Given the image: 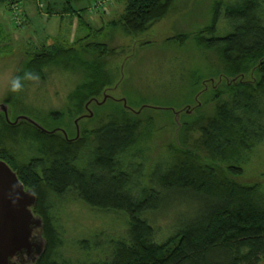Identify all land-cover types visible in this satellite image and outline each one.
<instances>
[{
    "label": "trees",
    "instance_id": "1",
    "mask_svg": "<svg viewBox=\"0 0 264 264\" xmlns=\"http://www.w3.org/2000/svg\"><path fill=\"white\" fill-rule=\"evenodd\" d=\"M2 1L11 9L23 0ZM78 1L64 0L65 11L78 14L80 25L87 24L73 7ZM173 3L174 0H126L121 17L110 23L129 34L143 33L167 15ZM219 12L218 9L207 29L210 36H200V42L218 49L221 63L233 73L246 76L254 65L258 73L254 84L243 80L232 85L233 89L238 88L234 104L223 103L214 117L199 124L203 147L213 158L226 163V168L165 158L152 165L148 182L142 184L147 173L141 167L144 163L134 154L138 123L127 116L128 110H141L126 106L123 110L113 108L115 113L106 118H97L83 139L76 138L77 135L70 137L64 127L46 128L39 122L50 131L47 132L25 120L12 124L0 112V143L4 149L0 159L36 193L33 211L44 223L47 246L35 264H72L60 259V253L54 249L53 240H59V232L48 210L52 195L62 198L70 194L96 209L127 215L124 237L109 244L105 258L88 264L264 263V191L258 184L235 180L243 173L246 151L264 138V0H244L227 7L230 27L223 34H218ZM1 34L0 28V40ZM82 39L76 37L74 45ZM78 52L75 46L45 44L25 64L28 70L42 74L50 64L73 59L77 62ZM81 62L87 68L84 83L76 86L68 98L77 100L75 107L83 119L89 98H97L107 90L111 75L100 59ZM20 74L17 72L14 77ZM185 126L192 128L193 124ZM28 138L34 143L33 155L30 150L22 151L21 141ZM86 145L93 149L84 160ZM21 152L30 156L25 159ZM177 196L196 201L192 214L179 217L182 210L178 214L163 213L170 203L173 207L172 199ZM186 202L177 205L184 208ZM167 216L173 217V221L163 228L159 223Z\"/></svg>",
    "mask_w": 264,
    "mask_h": 264
},
{
    "label": "rangeland",
    "instance_id": "2",
    "mask_svg": "<svg viewBox=\"0 0 264 264\" xmlns=\"http://www.w3.org/2000/svg\"><path fill=\"white\" fill-rule=\"evenodd\" d=\"M125 1L75 2L76 9L90 4L95 11L91 14L90 7L82 13L87 24L81 26L77 15L74 18L76 25H73V15L63 9L66 6L64 0H23L16 10L23 19L22 24L17 23L15 10L0 2V104L11 105L12 118L26 115L46 128L64 127L70 137H74L77 135L75 121L81 115L75 107L77 100L68 97L76 86L84 83L87 72L79 60L100 59L104 70L111 75V85L104 90L110 98L101 104L96 100L103 101L104 92L97 98H89L88 109L82 112L86 116L78 121L82 139L97 118L101 120L114 114L113 108L123 110L125 100L133 110H141H128L130 114L127 116L138 123L134 154L144 163L141 167L147 173L142 184L148 182L152 165L165 158L226 168V163L213 158L203 147L199 124L214 117L218 106L223 103L234 104L238 88L233 89L232 85L243 80L254 84L258 73L256 65L246 76L233 73L221 63L218 49L203 45L200 36H210L207 29L218 9L221 10L218 34L227 32L230 27L227 7L244 0H174L167 15L138 34L126 33L110 23L121 17ZM95 5L99 6L98 9H94ZM76 37L83 39L74 45ZM58 43L65 47L75 46L79 51L77 62L73 59L50 64L39 74L38 81L22 79L23 90L10 93V80L15 73H21L19 76L23 78V73L30 71L25 64L30 55L40 51L45 44ZM176 112H180V124L175 120ZM189 124L193 127L185 126ZM148 125L152 126L148 128ZM32 139H24L21 145L22 151L30 150L33 155ZM88 147L86 145L83 150L84 160L93 149ZM3 150L0 143V154ZM22 154L25 159L30 156ZM242 167L243 173L235 180L241 184H258L264 191V138L246 151ZM179 197L173 198V207L170 203L163 213L178 214L182 210L179 217L192 214L196 201ZM51 201L48 210L59 232V240H53V246L62 260L88 264L105 258L110 250L109 244L126 234L128 219L123 212L96 209L71 194L62 198L52 195ZM184 201H187L184 208L177 205ZM172 221L173 217L167 216L159 225L168 228Z\"/></svg>",
    "mask_w": 264,
    "mask_h": 264
},
{
    "label": "water",
    "instance_id": "3",
    "mask_svg": "<svg viewBox=\"0 0 264 264\" xmlns=\"http://www.w3.org/2000/svg\"><path fill=\"white\" fill-rule=\"evenodd\" d=\"M108 98L107 94L103 101L96 100V102L101 104ZM124 102L125 106L130 108L125 100ZM89 103L86 105L87 108ZM11 109L9 103L0 104V112L5 114L9 123L17 124L25 120L50 132L38 121L26 115L11 120ZM89 115H93L91 110ZM179 115L180 112H176V121L179 120ZM80 119L82 116L75 121L76 138L80 136L78 124ZM61 130L68 137L67 132ZM36 202V193L24 185L16 171L5 160L0 159V264H35L45 252L47 241L43 236V219L33 211Z\"/></svg>",
    "mask_w": 264,
    "mask_h": 264
},
{
    "label": "clouds",
    "instance_id": "4",
    "mask_svg": "<svg viewBox=\"0 0 264 264\" xmlns=\"http://www.w3.org/2000/svg\"><path fill=\"white\" fill-rule=\"evenodd\" d=\"M39 74L38 73H34L32 71H26L24 73L23 78H21L20 76H15L10 80V90L12 92H20L23 90V83H22V79L23 80H32V81H38L39 80ZM15 187V185L13 186Z\"/></svg>",
    "mask_w": 264,
    "mask_h": 264
},
{
    "label": "crops",
    "instance_id": "5",
    "mask_svg": "<svg viewBox=\"0 0 264 264\" xmlns=\"http://www.w3.org/2000/svg\"><path fill=\"white\" fill-rule=\"evenodd\" d=\"M80 1H82V0H80ZM80 1H78L77 3H80ZM87 1H90V0H87ZM0 2H3L2 0H0ZM4 3V2H3ZM75 2H74V4H73V7H74V9H75V11L76 12H79L81 15H83L82 13L83 12H85V11H88L89 9H90V7L92 8V9H90V12H91V14L93 13L94 14V10H93V7H92V5L90 6V4H88V5H84V6H78V9H76L75 8ZM64 10H65V6H64V8H63ZM49 11H53V8H52V3H50L49 4ZM68 13H71V12H68ZM72 14V13H71ZM96 14V13H95ZM25 15H26V13H25ZM73 15V18H72V23H73V25L75 26L76 25V22L74 21V18H76V15H78V14H72ZM78 19V18H77ZM93 20H97L96 18H94L93 17ZM79 22V21H78ZM82 22V21H81ZM85 22V21H84ZM80 25V24H79ZM81 26V25H80ZM79 26V27H80ZM77 32V31H76Z\"/></svg>",
    "mask_w": 264,
    "mask_h": 264
},
{
    "label": "built area",
    "instance_id": "6",
    "mask_svg": "<svg viewBox=\"0 0 264 264\" xmlns=\"http://www.w3.org/2000/svg\"><path fill=\"white\" fill-rule=\"evenodd\" d=\"M18 6H19L18 3H14V4L12 5L11 9H14V10H15V18H16L17 23H18V24H22L23 19H22L21 17H19V16L17 15V12H16V10H18ZM98 7H99L98 5H95V6H94V9H98Z\"/></svg>",
    "mask_w": 264,
    "mask_h": 264
},
{
    "label": "flooded vegetation",
    "instance_id": "7",
    "mask_svg": "<svg viewBox=\"0 0 264 264\" xmlns=\"http://www.w3.org/2000/svg\"><path fill=\"white\" fill-rule=\"evenodd\" d=\"M12 115L10 114V117H11Z\"/></svg>",
    "mask_w": 264,
    "mask_h": 264
}]
</instances>
